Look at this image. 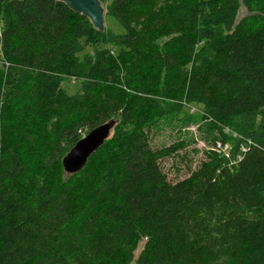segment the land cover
<instances>
[{
  "label": "trees",
  "instance_id": "obj_1",
  "mask_svg": "<svg viewBox=\"0 0 264 264\" xmlns=\"http://www.w3.org/2000/svg\"><path fill=\"white\" fill-rule=\"evenodd\" d=\"M106 10L123 33L61 0H0V264H264V0ZM163 97L204 104L238 136L230 155L168 179L171 150L149 132ZM110 120L111 137L65 173L81 134Z\"/></svg>",
  "mask_w": 264,
  "mask_h": 264
},
{
  "label": "rangeland",
  "instance_id": "obj_2",
  "mask_svg": "<svg viewBox=\"0 0 264 264\" xmlns=\"http://www.w3.org/2000/svg\"><path fill=\"white\" fill-rule=\"evenodd\" d=\"M110 0L100 3L103 20V30H109L114 34L123 33V28L110 15L107 14V4ZM244 13V8L240 7L237 12V19ZM83 43V40L81 41ZM100 49L106 48L100 45ZM91 51V47H85L78 57ZM115 52V49H112ZM61 89L67 96H73L80 92L81 81L65 79L60 84ZM162 104L164 113L151 126L150 143L154 148H169L170 154L163 158L160 166L171 181L183 179L189 175L202 160H206L211 154H223L229 156L236 138L229 136L228 128H222L220 124L211 123L207 116L204 104L197 101H182L163 97L158 98ZM223 132L221 131V129ZM113 130L110 133L112 135ZM224 134V135H223ZM84 132L81 134L83 137ZM221 149H224L222 151ZM173 150V151H172ZM142 243L135 251L134 258L137 257ZM134 264V262H132Z\"/></svg>",
  "mask_w": 264,
  "mask_h": 264
},
{
  "label": "water",
  "instance_id": "obj_3",
  "mask_svg": "<svg viewBox=\"0 0 264 264\" xmlns=\"http://www.w3.org/2000/svg\"><path fill=\"white\" fill-rule=\"evenodd\" d=\"M75 12L80 13L93 23L98 30H103L100 0H61ZM115 125L114 120L100 124L89 130L62 157L61 164L67 174L79 172L87 163L88 158L96 152L109 138Z\"/></svg>",
  "mask_w": 264,
  "mask_h": 264
}]
</instances>
